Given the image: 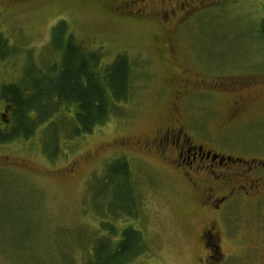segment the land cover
<instances>
[{
    "label": "rangeland",
    "instance_id": "rangeland-1",
    "mask_svg": "<svg viewBox=\"0 0 264 264\" xmlns=\"http://www.w3.org/2000/svg\"><path fill=\"white\" fill-rule=\"evenodd\" d=\"M114 1L124 0H0V112L1 88L29 72L54 76L68 41L94 54L100 71L124 56L132 72L126 100L91 133L70 137L66 117L75 115L63 105L62 129L49 143L43 126L27 139L0 140V264H90L103 245L115 252L128 229L139 237L131 235L127 264H264V174L252 176L262 184L252 208L237 200L217 211L203 206L204 189L122 141L183 125L207 150L264 160V0H215L168 24L160 13L180 0H151L141 22L115 13ZM174 26L175 60L161 43ZM172 76L203 96L177 101L164 90ZM212 225L222 256L209 262L202 235Z\"/></svg>",
    "mask_w": 264,
    "mask_h": 264
},
{
    "label": "trees",
    "instance_id": "trees-1",
    "mask_svg": "<svg viewBox=\"0 0 264 264\" xmlns=\"http://www.w3.org/2000/svg\"><path fill=\"white\" fill-rule=\"evenodd\" d=\"M260 33L264 40V22ZM58 49L62 52V62L61 67L55 70V77L41 74L31 76L27 72V77L20 84L1 88L3 100L12 108V124L11 128H0V140L20 137L27 139L33 135L35 128L43 126L49 143L50 138L54 135L57 138L62 129L58 115L63 105L73 107L74 112L70 114L75 115L74 118L66 117L70 126L65 124V127L70 130V137L88 134L96 125L106 122L116 103L126 100L132 87V72L127 58L121 56L112 66L100 71L97 57L86 53L72 41ZM48 124L51 125L47 128ZM119 167L127 169L125 164ZM131 235L139 237L133 230H126L115 252L104 250L103 245L102 250L97 249L95 259L90 264H122L118 257L131 255L127 264L134 255L130 253L133 245ZM141 241L139 239L136 246ZM110 256L115 257L107 261Z\"/></svg>",
    "mask_w": 264,
    "mask_h": 264
},
{
    "label": "flooded vegetation",
    "instance_id": "flooded-vegetation-1",
    "mask_svg": "<svg viewBox=\"0 0 264 264\" xmlns=\"http://www.w3.org/2000/svg\"><path fill=\"white\" fill-rule=\"evenodd\" d=\"M214 1H176L175 4L160 13V19L165 24L171 23L173 19L179 22V17H182L180 20H185L195 12L201 10V8L206 9L215 6L216 3H212ZM114 5L113 10L115 13L136 22H141L144 18L149 17L152 11L151 0H124L120 3L114 1ZM175 28L174 26L170 36H163L161 38V43L166 45L173 60H175L173 57L176 56V47L173 46L175 42L173 37ZM60 67L61 63L58 68L50 70L53 71L54 77L56 76L55 70H58ZM43 75L50 74L47 72ZM50 76L52 77V75ZM168 81H164L165 92L171 93L179 102L189 99L192 94H196L191 90L189 91L187 87H182L181 81L174 76ZM214 87L218 89L217 86ZM196 95L201 96L202 94L198 93ZM4 104L5 108L0 112V128L2 130L11 128L12 124V108L5 101ZM240 109H243V107L239 103L233 106L231 114L233 122L241 115ZM258 109L264 110V104L258 106ZM262 140H264V134ZM122 141L124 146L145 151L152 156L155 154L156 157L178 170L183 179L187 180L193 189H204V194L206 193V198L203 202L204 207L212 206L214 210L219 211L223 206L237 200H240V203H243L246 208H252L255 204V192L260 189L262 184L258 180L254 181L252 176L255 173L264 174V160L261 158H234L223 156L213 150H207L204 145L196 143L190 137L183 125L180 128L166 127L163 130H159L149 140ZM262 149L264 150V144H262ZM230 163L242 168L232 169L233 167L230 166ZM233 179L237 180L232 182ZM218 188H225L227 191L224 196L217 198L215 191ZM263 203L264 198L261 199L259 204ZM241 208L243 209V207ZM220 236L221 234L215 225L208 228L202 235L205 247L209 250L207 256L209 262H214L218 260V256H222Z\"/></svg>",
    "mask_w": 264,
    "mask_h": 264
}]
</instances>
